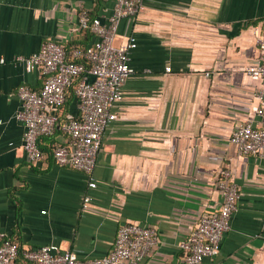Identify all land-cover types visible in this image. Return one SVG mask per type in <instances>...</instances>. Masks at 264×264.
<instances>
[{"label": "crops", "instance_id": "0c3cea01", "mask_svg": "<svg viewBox=\"0 0 264 264\" xmlns=\"http://www.w3.org/2000/svg\"><path fill=\"white\" fill-rule=\"evenodd\" d=\"M84 9L106 22L114 0H0V230L26 248L57 243L90 258L111 251L121 224H149L160 241L140 264H185L182 243L203 214L220 209L218 179L228 166L238 210L219 254L202 264H264V156L240 155L230 141L239 124L260 125L254 107L264 84L246 67L261 58L255 30L264 0H143L121 20L115 44L136 41L135 71L103 135L96 187L55 163L53 146L69 138L61 126L41 137L46 155L30 165L16 116L19 87L38 90L45 80L18 57L47 39L91 44L93 34L74 30ZM78 112L69 91L61 122ZM17 264L33 263L20 255Z\"/></svg>", "mask_w": 264, "mask_h": 264}, {"label": "built area", "instance_id": "2783aa9c", "mask_svg": "<svg viewBox=\"0 0 264 264\" xmlns=\"http://www.w3.org/2000/svg\"><path fill=\"white\" fill-rule=\"evenodd\" d=\"M142 8L143 0H114L113 12L106 22L84 9L74 30H89L95 36L91 44L68 50L64 43L47 39L33 54L18 57L27 70L40 69L45 76L38 90L25 84L18 89L20 108L16 116L25 126L23 149L30 165L40 164L46 155L40 145L41 137L54 134L61 126L69 138L52 150L55 163L83 171L89 177V187L97 186L94 170L103 135L118 118L114 106L123 98L124 86L135 71L131 51L137 46L136 41L117 45L115 39L121 20L135 16ZM255 36L261 58L247 66L246 72L264 84V25L256 27ZM167 69L170 71L171 67ZM75 82L79 112L67 113L61 122L60 110ZM254 111L260 125L243 122L230 137L240 155L264 156V98ZM218 187L223 193L220 209L203 214L182 243L185 264H202L205 258L218 255L225 234L232 228L241 190L228 166L220 170ZM91 200L92 196L86 194L85 208ZM159 241L155 226L123 223L108 254L81 258L57 243L23 247L0 230V264H17L20 255L33 264H140Z\"/></svg>", "mask_w": 264, "mask_h": 264}, {"label": "trees", "instance_id": "16d2710c", "mask_svg": "<svg viewBox=\"0 0 264 264\" xmlns=\"http://www.w3.org/2000/svg\"><path fill=\"white\" fill-rule=\"evenodd\" d=\"M85 31L86 32H89L91 35H92V33L89 31V30H87V29H85ZM76 46H79V45H70V46H67V49L68 50H72L74 47H76ZM76 84H77V82H75V84H74V86L72 87V88H70L69 89V91H71V93L73 94V95H75L76 96V93H75V86H76ZM69 91H68V95H69ZM67 99H68V96H67ZM66 104V103H65ZM56 146H53V148H52V150L55 148Z\"/></svg>", "mask_w": 264, "mask_h": 264}]
</instances>
